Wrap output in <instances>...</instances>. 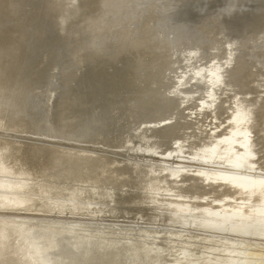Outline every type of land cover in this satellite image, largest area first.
<instances>
[{"label":"bare ground","instance_id":"1","mask_svg":"<svg viewBox=\"0 0 264 264\" xmlns=\"http://www.w3.org/2000/svg\"><path fill=\"white\" fill-rule=\"evenodd\" d=\"M214 1L0 0V264H264V0Z\"/></svg>","mask_w":264,"mask_h":264},{"label":"water","instance_id":"2","mask_svg":"<svg viewBox=\"0 0 264 264\" xmlns=\"http://www.w3.org/2000/svg\"><path fill=\"white\" fill-rule=\"evenodd\" d=\"M220 1H222V0H215L214 2H213V4L212 5H214V6H218L219 5V2ZM188 6V5H187ZM242 14H245V15H249V13H247L246 11H244V10H246L248 7H249V3H247V4H242ZM190 8V7H189ZM192 9V8H191ZM191 16H193V14L192 13H189ZM188 13H187V16L189 17V18H192L190 15H189ZM257 41V40H256ZM84 146H86V147H91V148H94V149H97V150H108V149H104V148H107V146H103V145H100V144H85ZM122 149L123 148H115V147H113L111 150H117V151H122ZM187 160L188 161H190V162H199V163H210V162H202V161H198V160H193L192 159V157H189V158H187ZM213 161V160H212ZM212 163H215V164H211V167L210 168H217L216 166H218V168H221L222 166H225V169H228V167H230V166H228V165H224V164H222V163H219V162H212ZM203 166V165H202ZM203 167H205V166H203ZM231 168V167H230ZM243 168V167H242ZM232 169V168H231ZM2 178H5V179H7V176H2ZM120 191H122V192H124V190H123V188L120 190ZM102 205L103 204H98L97 203V205H95L96 207H99V211H96L95 212V214H93V215H91V216H85L84 217V219L85 218H91V219H106L107 218V220L106 221H110V220H119L120 218L119 217H117V218H108V216H106V215H103V213H102V211H100L101 209L100 208H102ZM6 211H13V210H6ZM16 212H19V213H28L29 211H16ZM31 213H34V212H31ZM48 215H53V216H64V217H70L67 213L65 214H61V215H56V214H48ZM72 217V216H71ZM125 218V217H124ZM189 218V217H188ZM191 219V218H190ZM166 224H168V223H166ZM21 225H25L24 223H21ZM59 225L57 224V223H50V224H47V225H45V224H43L42 225V227H43V229L47 232V231H62V232H65V233H70V232H72L73 230H77V231H79V230H81V228L82 227H80L79 225L77 226V225H67V226H65V227H62V228H64V229H66L67 228V230H62L60 227H58ZM180 226V225H179ZM181 226H183V225H181ZM242 226H251V227H254L255 225H250V224H246V223H242ZM183 227H188V226H183ZM100 228V227H99ZM100 229H102V227L100 228ZM99 229V230H100ZM263 230H264V228H262ZM107 230H106V228H105V231L103 230V232H106ZM213 231H215V232H225V233H231V232H229V231H223V230H219V229H215L214 228V230ZM48 233V232H47ZM49 234V233H48ZM50 235V234H49ZM161 235V234H160ZM214 235V234H213ZM243 235V234H242ZM245 235V234H244ZM148 237H152V238H157L159 235L158 234H156V235H153L152 233L150 234V235H147ZM89 242V241H88ZM88 242H86V244H88ZM71 246L72 247H75L74 245H72L71 244ZM185 254V252L182 250L181 252H179V255L180 256H183ZM51 255H52V253H51ZM26 256L30 259V260H33V258L31 257V255H30V252H27L26 251ZM57 261H55L54 260V262H52L51 264H54V263H56ZM57 264V263H56Z\"/></svg>","mask_w":264,"mask_h":264},{"label":"rangeland","instance_id":"3","mask_svg":"<svg viewBox=\"0 0 264 264\" xmlns=\"http://www.w3.org/2000/svg\"><path fill=\"white\" fill-rule=\"evenodd\" d=\"M29 182H30V180H29ZM24 185V184H23ZM23 185H21V186H23ZM27 185V184H26ZM26 187V186H25ZM22 191H23V188L21 189ZM22 191H20V192H22ZM33 191V196H31V195H29L28 193L26 194V196L27 195H29L28 197H24V199H26L27 201L29 200V201H31V202H33L36 198H38V195H39V193L38 192H36L35 190H30V193ZM23 196V195H22ZM1 213H5V214H9L10 213V215L11 214H19V215H24V214H21V213H19V212H16V211H5V210H0V214ZM32 220H34L35 222L38 220V219H36V218H34V219H32ZM103 220V219H102ZM138 220V222H141V224H146L147 222H149V221H146V220H139V219H137ZM27 221V220H26ZM33 221V222H34ZM38 221H42V220H38ZM43 222H47V221H43ZM153 222H157L158 224H155V225H158V226H160V225H163L162 223V221H153ZM31 223V222H30ZM48 223V222H47ZM175 226L176 225H179V224H174ZM181 226V225H180Z\"/></svg>","mask_w":264,"mask_h":264}]
</instances>
